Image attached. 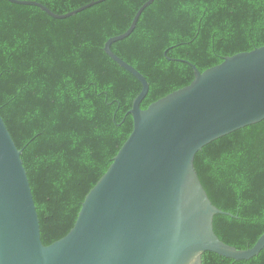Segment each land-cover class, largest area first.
<instances>
[{"label":"trees","instance_id":"16d2710c","mask_svg":"<svg viewBox=\"0 0 264 264\" xmlns=\"http://www.w3.org/2000/svg\"><path fill=\"white\" fill-rule=\"evenodd\" d=\"M57 14L95 0H35ZM147 0H106L70 17L0 0V112L27 170L45 245L66 236L82 204L133 131L142 90L105 43L127 31ZM264 46V0H154L111 46L150 83L143 109L189 85L226 56ZM213 204L214 230L239 249L264 234V119L196 154ZM203 264H264L203 253Z\"/></svg>","mask_w":264,"mask_h":264},{"label":"water","instance_id":"95a60500","mask_svg":"<svg viewBox=\"0 0 264 264\" xmlns=\"http://www.w3.org/2000/svg\"><path fill=\"white\" fill-rule=\"evenodd\" d=\"M10 2L40 7L67 18L106 0L57 14L35 0ZM106 53L142 83L129 113L134 127L112 164L87 194L77 221L63 238L45 245L31 183L19 149L0 112V264H203V253L249 260L264 249H239L219 238L216 214L233 215L213 204L195 167L204 146L264 119V46L224 57L192 82L151 103L146 77L111 46Z\"/></svg>","mask_w":264,"mask_h":264}]
</instances>
